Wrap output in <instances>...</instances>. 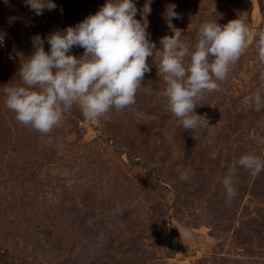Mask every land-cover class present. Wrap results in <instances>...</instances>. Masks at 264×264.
<instances>
[{
    "label": "rangeland",
    "instance_id": "rangeland-1",
    "mask_svg": "<svg viewBox=\"0 0 264 264\" xmlns=\"http://www.w3.org/2000/svg\"><path fill=\"white\" fill-rule=\"evenodd\" d=\"M53 2L56 9L36 15L25 0H0V87L20 83L32 37L80 23L105 0ZM145 3L136 0L135 19ZM149 7L156 47L135 104L98 120L73 105L42 134L16 120L0 88V264H264V171L234 167L246 153L264 159V109L252 103L264 93L256 52L264 0H151ZM237 18L251 29L248 46L220 90L195 101L205 120L184 130L167 109L159 41L180 29L194 42L202 22ZM69 54L79 58L84 49ZM229 172L230 201L222 185Z\"/></svg>",
    "mask_w": 264,
    "mask_h": 264
},
{
    "label": "clouds",
    "instance_id": "clouds-1",
    "mask_svg": "<svg viewBox=\"0 0 264 264\" xmlns=\"http://www.w3.org/2000/svg\"><path fill=\"white\" fill-rule=\"evenodd\" d=\"M36 14L56 9L53 0H25ZM136 0H105L99 10L80 23L57 30L45 38L32 37L34 51L22 62L20 83L3 88L4 105L15 113L18 122L47 134L59 126L65 113L79 105L90 120L106 117L112 109L121 110L136 103L145 73L150 72L146 62L153 55L155 43L147 31L146 16L151 0H146L141 18L135 19ZM167 17L176 13L170 8ZM251 29L242 19L220 25L217 20L202 22L195 41H190L182 30L164 36L158 75L165 84L167 109L184 130H195L201 120L195 112V101L205 92L220 90L230 69L248 46ZM4 36L0 34V45ZM49 50H44V44ZM74 46L84 49L77 58L69 54ZM257 58L264 64V32L256 40ZM256 111L264 109V93L256 91L252 98ZM249 170L253 176L264 171V159L246 153L234 167ZM185 178L186 177H183ZM226 199L236 194L233 173L222 179ZM185 238L190 231L184 229Z\"/></svg>",
    "mask_w": 264,
    "mask_h": 264
}]
</instances>
